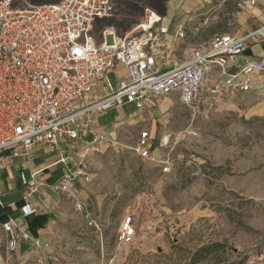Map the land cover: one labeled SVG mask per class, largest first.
Wrapping results in <instances>:
<instances>
[{
	"label": "rangeland",
	"instance_id": "1",
	"mask_svg": "<svg viewBox=\"0 0 264 264\" xmlns=\"http://www.w3.org/2000/svg\"><path fill=\"white\" fill-rule=\"evenodd\" d=\"M120 1L114 15L96 25V37L109 27L124 37L142 21L139 5L125 14ZM257 1L200 0L183 39L163 55L183 62L191 49L230 33L235 14ZM169 100L170 108L154 117L159 162L137 156L144 128L131 121L119 123L112 144L89 156L82 209L97 229L78 212L70 238L80 248L79 264H191V255L211 244L223 247L197 264H264L257 261L264 259V119ZM127 217L137 234L121 244L117 235Z\"/></svg>",
	"mask_w": 264,
	"mask_h": 264
},
{
	"label": "built area",
	"instance_id": "2",
	"mask_svg": "<svg viewBox=\"0 0 264 264\" xmlns=\"http://www.w3.org/2000/svg\"><path fill=\"white\" fill-rule=\"evenodd\" d=\"M115 0H61L57 4L34 6L26 0H0V169L1 156L28 157L39 147L55 153V165L62 167V177L46 186L75 203L76 182H87L88 151L97 152L102 142L95 132L96 117L111 113L124 105L135 111L144 108L147 99L177 98L187 107L200 103L202 85L210 66L224 69L244 53L247 41H264V29L239 37L230 33L216 35L203 50L191 49L181 63L170 59L166 44L168 28L162 17L144 8L143 19L129 34L117 37L115 27L103 29L96 37L95 27L115 13ZM193 17L180 25L172 43L184 37ZM122 68L126 79L115 88L107 75ZM264 71V59L248 61L241 70L238 83L230 76L222 85L206 89L212 102L222 96L223 87L247 92L251 78ZM196 136L195 133H191ZM89 136L86 147L77 157L66 156L61 146H68ZM163 139L159 147H163ZM144 161L159 162L154 155L148 132H141L134 149ZM163 168V172H167ZM26 199L44 184L38 173L27 179L21 175ZM19 219L2 225L7 236V252L12 254L21 243L42 248L26 232L22 221L33 217L35 209L24 203ZM87 225L96 228L86 214ZM132 217L125 218L117 241L129 244L136 237ZM258 262L264 263L260 257ZM36 264H47L43 255Z\"/></svg>",
	"mask_w": 264,
	"mask_h": 264
},
{
	"label": "crops",
	"instance_id": "3",
	"mask_svg": "<svg viewBox=\"0 0 264 264\" xmlns=\"http://www.w3.org/2000/svg\"><path fill=\"white\" fill-rule=\"evenodd\" d=\"M199 1L168 0L162 25L168 28L170 35H175L179 26L187 22ZM259 29H264V0L253 2V4L245 6L243 11L236 13L233 17V28L230 34L242 37ZM173 37H166L167 45L172 44ZM261 59H264V41L251 39L247 41L244 53L238 56L233 63L227 64L223 70L216 66H210L202 85L199 104L205 106L208 111L215 110L217 107L223 111L240 113L248 118L264 119V71H258L253 75L249 91L235 92L230 88L223 87L222 96L212 102L210 106L206 104L210 99L206 92L207 88L222 85L230 76H236L234 82L238 83L243 79L241 75L243 66L248 61L256 62ZM125 79L126 73L122 68H116L107 75V82L112 88ZM169 99L171 98L147 99L141 111H135L132 105H124L111 113L96 117L95 132L102 137L99 148L112 144L116 127L119 123L126 121L140 124L144 128L142 132L149 133L154 146L156 131L154 117L162 115L170 108L172 103ZM144 110L147 111L148 120L144 117L145 113L142 114ZM89 140V136H84L78 141L60 148L66 156L76 158L79 151L89 143ZM153 151H155L154 147ZM91 154L92 151H88L86 155L87 165ZM55 162V153L50 152L46 147L34 149L28 157H13L9 152L2 154L0 264H36L41 255L45 257L47 264H79L81 261L80 253H78L80 248L71 241L70 230L81 210L87 224L86 214L89 212L82 209L87 197L85 182L82 179H78L76 182V199L82 205L79 210L75 203L64 195L54 193L46 187L56 183L62 177V167L55 165ZM33 173H38L39 182L44 184V187H41L31 198L26 199V191L21 184V175L28 179ZM88 177L87 182L90 181L89 173ZM24 203H29L35 209L36 214L22 221V225L29 236L33 240H37L42 248L39 251L30 243H21L14 253L9 254L7 252V236L2 225L10 219H19L20 209Z\"/></svg>",
	"mask_w": 264,
	"mask_h": 264
},
{
	"label": "trees",
	"instance_id": "4",
	"mask_svg": "<svg viewBox=\"0 0 264 264\" xmlns=\"http://www.w3.org/2000/svg\"><path fill=\"white\" fill-rule=\"evenodd\" d=\"M28 3L34 6L47 5V4H57L61 0H26ZM168 0H121L119 2L120 6L124 8L125 14L128 10L136 8L139 5V10L143 13L144 8H148L156 12L162 18L165 17L166 13V3ZM223 245L220 244H211L206 247L200 248L197 252L191 255L190 262L191 264H197L202 260H205L208 256L214 252V249H222Z\"/></svg>",
	"mask_w": 264,
	"mask_h": 264
},
{
	"label": "bare ground",
	"instance_id": "5",
	"mask_svg": "<svg viewBox=\"0 0 264 264\" xmlns=\"http://www.w3.org/2000/svg\"><path fill=\"white\" fill-rule=\"evenodd\" d=\"M165 140H166V138H165Z\"/></svg>",
	"mask_w": 264,
	"mask_h": 264
}]
</instances>
